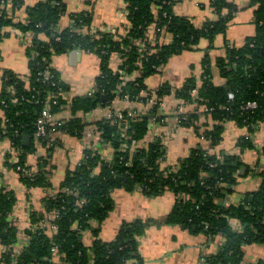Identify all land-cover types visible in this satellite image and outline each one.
Instances as JSON below:
<instances>
[{"label":"trees","instance_id":"16d2710c","mask_svg":"<svg viewBox=\"0 0 264 264\" xmlns=\"http://www.w3.org/2000/svg\"><path fill=\"white\" fill-rule=\"evenodd\" d=\"M123 1L127 14L122 29L126 33L118 32L115 36L89 32L90 9L71 14V25L60 29L58 22L66 13L64 0H38L36 5L26 9L24 21L13 16V11L22 6V0H0V43L10 36L11 28L31 37L25 50L28 74L19 76L5 70L0 88V142L8 141L11 146L6 154V167L18 174L26 189L52 188L49 160L57 140L49 144L45 139L36 138L34 132L46 105H50L49 111L54 115L67 103L62 98L66 87L51 66L53 56L80 49L99 60L100 74L95 91L91 96L73 99L74 117L59 127L65 135L79 138L85 125L75 114L106 106L117 96L141 102L154 96L149 114L156 115L161 99L170 89L162 85L152 92L147 89L145 79L157 74L172 56L192 50L201 39H206L211 49L215 38L225 34L233 14L238 11L227 0H210L218 19L195 28L188 19L173 14L177 0ZM249 7L253 8L254 34L247 37L242 46L232 47L215 59L224 84L212 83L206 55L199 88L190 79L175 92L178 98L188 102L192 91L196 90L197 102L207 109L202 111L212 121L211 127L207 123L196 125L198 114L178 117L181 126L197 131L202 143L174 166L162 168L164 151L159 138L144 147L139 146L148 134L150 116L130 117L129 111H122L121 119H102L97 123L98 132L101 142L113 150L112 158L104 160L98 149L84 152V158L66 173L55 194L44 199V212L30 213L29 228L25 230L28 244L17 254V264H126L129 260L144 264L137 252V237L144 233L147 225L144 221L122 223L113 241L104 242L99 238L101 224L113 210L111 193L116 189L126 192L139 189L148 197L172 192L176 200L164 223L178 225L189 233H203L211 240H222L216 253L203 257L204 264H242L244 246L264 244V168L256 170L261 180L257 190L245 193L237 204H227L239 179L246 177L250 170L239 156L213 152L222 140L227 122L246 129L247 134L237 144L240 151L255 149L253 136L257 127L264 126V0H250ZM224 12L227 15L224 16ZM151 27L157 35L171 34L172 42L164 45L147 39ZM143 40L146 42L141 46L139 43ZM114 54L123 60L118 70L109 67ZM45 70L53 73L55 86L38 76ZM120 71L127 76L136 74V77L124 80ZM144 92L148 97H142ZM229 93L233 95L232 101H228ZM249 102H255L257 107L246 108ZM163 119L156 117L157 122ZM26 136L45 148V155L33 165L28 161L36 154L37 145L32 141L24 143ZM259 153L264 155V145ZM19 168L30 171V176L18 171ZM179 193L187 194L188 200L179 199ZM15 203L14 193L1 186L0 263H11V246L18 241V228L10 218ZM52 215L53 218H49ZM44 223L54 225L55 231H49ZM87 230L94 238L89 247L81 241V234ZM255 264L264 262L260 260Z\"/></svg>","mask_w":264,"mask_h":264},{"label":"crops","instance_id":"0c3cea01","mask_svg":"<svg viewBox=\"0 0 264 264\" xmlns=\"http://www.w3.org/2000/svg\"><path fill=\"white\" fill-rule=\"evenodd\" d=\"M66 13L60 18L58 27L67 28L71 25L70 15L82 10H91L92 26L118 29V32L126 24L125 3L123 0H64ZM237 7L233 19L227 26L226 32L215 38L212 48L206 39H201L192 50H186L179 55L172 56L168 63L160 68L159 72L145 79V85L152 92L166 85L170 93L161 99L157 114L164 117L162 122H156L157 114H149L152 102L128 101L118 96L112 99L106 106H98L84 113L78 111L75 116L85 125L81 137H70L63 132H58L55 137L57 144L51 152L49 160V182L51 189L33 188L26 189L20 182L16 172L6 167V154L10 151L8 141L0 142V187L5 186L7 191L14 193L16 197L15 207L11 213V220L18 228V241L12 245L11 263L17 264V254L26 244L25 230L29 228V216L32 211L44 212V199L55 194L64 180L66 173L72 171L84 158V152L89 149H98L102 158L110 161L113 150L101 142L97 123L110 112L134 111L136 115L150 116L148 134L139 144L144 147L155 138H159L163 145L164 158L162 168L174 166L181 159L187 157L190 152L202 141L197 131L192 127H183L179 124L178 116L183 113H194L198 110L195 99L197 93L192 94L190 101L178 98L175 94L188 80L193 79L197 88L201 85L204 73L203 61L206 55L210 61V76L214 85L224 84L219 70L215 66V59L222 57L232 47H240L245 39L255 32L253 8H250V0H227ZM38 0H22V6L13 11V16L18 21L26 20V9L36 5ZM9 13L12 10L9 8ZM173 14L177 17L188 19L193 27L200 28L204 22L216 21L218 15L210 7V0H177L173 6ZM223 15H227L226 12ZM10 36L0 43V88L1 79L5 70L19 76L28 74V59L25 50L28 47L30 35H21L16 29H9ZM42 39L45 37L42 35ZM147 38L160 44H170L172 35L169 33L156 34L155 28L148 29ZM123 64L120 55L114 54L110 58L109 67L118 70ZM54 68L65 85L62 98L67 101L61 105L53 115V121L64 123L74 117L72 113V100L88 97L96 89V78L100 74L99 60L94 54L74 49L63 55H55L51 59ZM136 74L127 76L133 79ZM147 92L142 93L146 98ZM187 102V103H186ZM200 107V125L207 123L212 126V121L203 115ZM156 116V117H155ZM203 129H201L202 131ZM246 130L238 128L233 122H227L222 134L220 144L213 149L217 154H229L239 156L249 168L246 177L239 179L234 188V193L227 203H238L245 193L253 192L260 186V178L256 176L257 169L264 167V155H260V148L264 145V126L260 125L253 136L255 149L240 151L237 146L239 139L246 135ZM36 143L37 152L29 157L28 163L35 164L40 156L45 155V148L36 140L29 138V142ZM28 142V143H29ZM114 201L113 210L109 213L100 227L99 238L104 242L113 241L122 223H131L136 220L144 221L146 229L137 237V252L144 264H204L203 257L214 254L219 249L222 240L209 239L201 233L202 238L193 237L178 225L166 224L164 219L170 213L175 203V195L165 191L157 197H148L139 189L126 192L116 189L111 193ZM51 218V216H49ZM94 223V222H93ZM95 224V223H94ZM195 235V234H194ZM82 243L89 247L94 241L90 230L81 234ZM16 253V254H15ZM264 262V244L246 245L243 247L242 264H255ZM4 264V263H2ZM126 264H137L135 260H129Z\"/></svg>","mask_w":264,"mask_h":264},{"label":"built area","instance_id":"2783aa9c","mask_svg":"<svg viewBox=\"0 0 264 264\" xmlns=\"http://www.w3.org/2000/svg\"><path fill=\"white\" fill-rule=\"evenodd\" d=\"M126 14L127 13L125 12V15ZM101 30H102V27L95 28L94 26H92L91 29L89 30V32L90 33H97L98 31H100V32H106V33H109V34L115 35V36L118 34V29H114V28H103V31H101ZM120 32L126 33V31L124 29H122ZM26 35L28 36V34H26ZM144 42H146V41L145 40L140 41L139 44L141 46H143L145 44ZM120 73H121L122 79L126 80L127 79V75H125V73L122 72V71H120ZM38 76L44 77V80H48L51 83L52 86H55L56 85V81L53 80V73H51L50 71L45 70L44 72H39L38 73ZM196 93H197L196 90H193L192 91V94H196ZM92 94H93V92H91L89 94V96H91ZM147 97H148V95H147ZM153 98H154V96H153ZM153 98L148 99V101L149 102L151 101L152 104L154 103V101H153L154 99ZM232 100H233V95L231 93H229L228 94V101H232ZM53 104H55V100L53 101ZM49 106H50L49 104L46 105V107L40 112L39 117H38V119L36 121V124H35L34 136L36 138L45 139V140H47L49 142V144H52L56 140L55 135L58 132H60L59 131V127L63 123L53 121V114L50 113ZM256 107H257V105H256L255 102H249L246 105V108H249V109H254ZM202 110L204 112L207 111L206 108H203ZM121 113H122L121 111L110 112L106 116V118L111 119V118L115 117L117 119H121L122 118V114ZM129 116L130 117H135L136 116V113L134 111H129ZM10 150H11V146H10ZM18 171H22L24 173V175L30 176V171H25V170L20 169V168L18 169ZM177 196L179 197V199H181L183 201H186L189 198V196L187 194H184V193H179ZM51 218H53V215L51 216ZM43 226H45L46 228H48L49 231H55V229H56V227L54 225H51L49 223H44ZM24 239H25L24 241H26V244L22 248H24L28 244V238L27 237H24Z\"/></svg>","mask_w":264,"mask_h":264},{"label":"rangeland","instance_id":"374dc122","mask_svg":"<svg viewBox=\"0 0 264 264\" xmlns=\"http://www.w3.org/2000/svg\"><path fill=\"white\" fill-rule=\"evenodd\" d=\"M84 10H82V11H80V12H83ZM80 12H78V13H80ZM92 27V26H91ZM103 28H105V27H103L102 26V30L101 31H103ZM98 32H100V31H98ZM193 99H195L196 101H198V98H193ZM187 103V102H186ZM198 103V102H197ZM200 107H202V106H200V104L198 103V110H196L195 112H194V114H198V118H200ZM183 112H185V111H182V113L181 114H179V116L180 115H184V113ZM157 114V113H156ZM185 114H187V113H185ZM162 114H160L159 113V116H158V114H157V117H160ZM178 116V117H179ZM162 118V117H161ZM105 119H109V118H105ZM157 122V121H156ZM160 122V121H159ZM196 125H200V120H198V122H196ZM258 128V127H257ZM242 129H245V128H242ZM246 130V129H245ZM253 141H254V139H253ZM260 150H261V148H260ZM264 168V167H263ZM228 204V203H227ZM191 235H193V237H196V238H202V235L200 234V233H196L195 235H194V233H190ZM0 264H2V263H0ZM5 264V263H4Z\"/></svg>","mask_w":264,"mask_h":264},{"label":"water","instance_id":"95a60500","mask_svg":"<svg viewBox=\"0 0 264 264\" xmlns=\"http://www.w3.org/2000/svg\"><path fill=\"white\" fill-rule=\"evenodd\" d=\"M23 141H24V143H28L29 142V137L26 136Z\"/></svg>","mask_w":264,"mask_h":264}]
</instances>
